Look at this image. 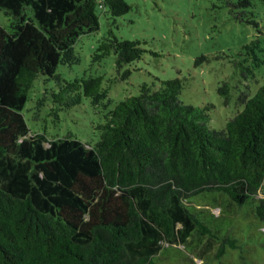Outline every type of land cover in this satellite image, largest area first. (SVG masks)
<instances>
[{"label": "trees", "instance_id": "obj_1", "mask_svg": "<svg viewBox=\"0 0 264 264\" xmlns=\"http://www.w3.org/2000/svg\"><path fill=\"white\" fill-rule=\"evenodd\" d=\"M98 8L118 17L131 7L126 0H0L13 18L9 29L0 25V264H155L165 243L212 237L222 257L238 240L214 233L189 200L221 192L231 205L250 204L264 224V84L253 95L241 92L243 109L219 130L208 107L182 101L175 78L121 99L94 144L31 132L24 109L38 78L54 83L47 89L54 111L103 96V76L67 80L58 72L80 36L99 29ZM234 14L264 36L251 12ZM255 45L235 62L245 80L264 63ZM144 52L139 40L110 31L95 55H114L121 71ZM231 88L229 81L219 87L227 103Z\"/></svg>", "mask_w": 264, "mask_h": 264}, {"label": "rangeland", "instance_id": "obj_2", "mask_svg": "<svg viewBox=\"0 0 264 264\" xmlns=\"http://www.w3.org/2000/svg\"><path fill=\"white\" fill-rule=\"evenodd\" d=\"M126 1L131 8L118 17L98 8L99 29L80 36L58 67L67 80L103 76V96L84 98L71 110L54 111L47 97V89H53L54 83L38 78L24 109L32 133L46 132L51 138L71 135L94 144L100 137L97 126L121 99L138 94L142 84L158 88L162 80L175 78L183 84L182 101L208 107L210 126L219 130L243 109L241 92L253 95L264 84V63L248 80L236 74L235 62L242 59L245 45L252 41L255 52L264 59V36L258 27L234 14L247 10L262 27L264 0H251V5L238 8L234 5L240 0ZM12 21V16L0 9V25L9 29ZM110 31L122 40H139L145 49L142 58L121 71L115 66L114 55L97 58L96 48ZM127 69L130 74L122 78ZM226 81L232 87L228 103L219 93ZM263 195L264 189L259 193ZM189 201L191 210L214 233L237 239L239 247H228L225 255L217 257L220 240L216 237H210L211 242L165 243L154 257L155 264H264V224L250 204L231 205L229 196L221 192L202 193Z\"/></svg>", "mask_w": 264, "mask_h": 264}]
</instances>
